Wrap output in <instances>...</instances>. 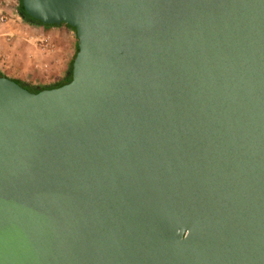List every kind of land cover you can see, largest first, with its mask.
<instances>
[{
	"label": "water",
	"instance_id": "1",
	"mask_svg": "<svg viewBox=\"0 0 264 264\" xmlns=\"http://www.w3.org/2000/svg\"><path fill=\"white\" fill-rule=\"evenodd\" d=\"M22 1L79 51L0 77V264H264V0Z\"/></svg>",
	"mask_w": 264,
	"mask_h": 264
},
{
	"label": "rangeland",
	"instance_id": "2",
	"mask_svg": "<svg viewBox=\"0 0 264 264\" xmlns=\"http://www.w3.org/2000/svg\"><path fill=\"white\" fill-rule=\"evenodd\" d=\"M0 6L2 9L13 7L19 14V0H0ZM0 15L8 19L7 23L0 24V29L12 25V30L0 32V70L8 78L29 86L54 85L64 80L76 53L75 32L66 26H28L27 22L16 16L9 17L3 10Z\"/></svg>",
	"mask_w": 264,
	"mask_h": 264
},
{
	"label": "trees",
	"instance_id": "3",
	"mask_svg": "<svg viewBox=\"0 0 264 264\" xmlns=\"http://www.w3.org/2000/svg\"><path fill=\"white\" fill-rule=\"evenodd\" d=\"M18 13H19V16H20V19H23L25 22H28V23H31V24H34V25H37V26H43L45 28H48V27H62V26H66L68 27L69 29H71L72 31L75 32L76 34V37H77V30L74 29L73 27L67 25V24H62L61 26H57V25H45L43 23H41L40 21H37V20H34L33 18H31L30 16H28L24 9H23V1L22 0H19V6H18ZM78 51H79V45H78V37H77V46H76V53H75V56L71 62V65L69 67V71L66 75V77L64 78V80H62L61 82L59 83H56L54 85H41V84H37V85H34V86H29V85H26L18 80H14L15 82H17L18 84H20L22 87H24L25 89L33 92V93H40L42 91H45V90H53V89H57V88H60L64 85H67L69 83L72 82L73 80V63H74V60L78 54ZM0 77H7L1 70H0Z\"/></svg>",
	"mask_w": 264,
	"mask_h": 264
},
{
	"label": "crops",
	"instance_id": "4",
	"mask_svg": "<svg viewBox=\"0 0 264 264\" xmlns=\"http://www.w3.org/2000/svg\"><path fill=\"white\" fill-rule=\"evenodd\" d=\"M2 10H3V11H6V13H7V15H8L9 17L14 18V17L16 16V17H18V18L20 19L19 14L16 13V12H17V9H16V11L14 10L16 15L14 14L13 7L8 8V9H5V8L2 9V7L0 6V11H2ZM16 17H15V18H16ZM21 21H24V20L21 19ZM14 25L17 26V27L19 26V25H16V24H14ZM27 25H28V26L30 25V26H32V27H36V28H38V27L45 28V27H43V26H37V25L31 24V23H28V22H27ZM11 26H12V25H11ZM11 26L8 27V25H7L6 27L0 29V32H2V31L5 30V29H7V30H9V31L12 30V27H11ZM10 28H11V29H10ZM18 46H19V44L16 45V47H18ZM12 55H15V54L12 53Z\"/></svg>",
	"mask_w": 264,
	"mask_h": 264
},
{
	"label": "built area",
	"instance_id": "5",
	"mask_svg": "<svg viewBox=\"0 0 264 264\" xmlns=\"http://www.w3.org/2000/svg\"><path fill=\"white\" fill-rule=\"evenodd\" d=\"M7 20H8V19H7L6 17L0 15V24H5V23H7V22H8Z\"/></svg>",
	"mask_w": 264,
	"mask_h": 264
}]
</instances>
